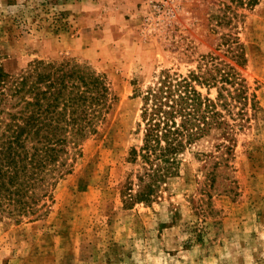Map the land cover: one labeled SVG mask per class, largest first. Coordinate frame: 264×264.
<instances>
[{
  "label": "rangeland",
  "instance_id": "1",
  "mask_svg": "<svg viewBox=\"0 0 264 264\" xmlns=\"http://www.w3.org/2000/svg\"><path fill=\"white\" fill-rule=\"evenodd\" d=\"M211 57L245 81L258 112L230 150L217 133L203 138L158 197L125 204L141 136L134 90ZM40 60L105 76L113 102L98 132L69 149L39 215L0 223V264H264V0H0L4 71Z\"/></svg>",
  "mask_w": 264,
  "mask_h": 264
},
{
  "label": "trees",
  "instance_id": "2",
  "mask_svg": "<svg viewBox=\"0 0 264 264\" xmlns=\"http://www.w3.org/2000/svg\"><path fill=\"white\" fill-rule=\"evenodd\" d=\"M258 1L234 0L241 6ZM134 95L141 99V136L127 154L136 169L126 179L125 204L158 197L178 174L180 156L203 138L217 133L230 150L248 111L258 112L256 94L212 57L185 74L162 69ZM112 102L105 76L78 63L40 60L15 74L0 63V223L39 215L48 188L68 172L69 149L79 151L98 132Z\"/></svg>",
  "mask_w": 264,
  "mask_h": 264
}]
</instances>
